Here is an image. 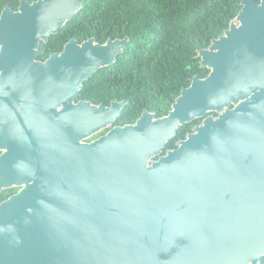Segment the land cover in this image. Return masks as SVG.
<instances>
[{
  "label": "water",
  "instance_id": "obj_1",
  "mask_svg": "<svg viewBox=\"0 0 264 264\" xmlns=\"http://www.w3.org/2000/svg\"><path fill=\"white\" fill-rule=\"evenodd\" d=\"M83 1L20 0L0 14V147L27 126L41 135L12 171V152L0 155V191L24 184L0 203V264H263L264 0H241L198 50L209 73L194 75L167 115L145 109L114 125L126 99L81 100L76 136L59 141L40 131L50 101L79 93L129 42L71 38L39 59Z\"/></svg>",
  "mask_w": 264,
  "mask_h": 264
},
{
  "label": "trees",
  "instance_id": "obj_2",
  "mask_svg": "<svg viewBox=\"0 0 264 264\" xmlns=\"http://www.w3.org/2000/svg\"><path fill=\"white\" fill-rule=\"evenodd\" d=\"M19 3L0 0V14L6 5L17 9ZM241 8V0H84L77 17L48 42H41L39 59L61 51L71 38L82 42L94 37L104 43L110 37L129 36L116 61L84 81L79 97L95 103L126 99L114 125L134 123L145 109L161 117L169 113L194 75L207 76L209 69L200 66L198 50L223 34ZM198 122L201 118L179 126L163 154L177 147L179 138H185ZM262 261L264 264V256Z\"/></svg>",
  "mask_w": 264,
  "mask_h": 264
},
{
  "label": "flooded vegetation",
  "instance_id": "obj_3",
  "mask_svg": "<svg viewBox=\"0 0 264 264\" xmlns=\"http://www.w3.org/2000/svg\"><path fill=\"white\" fill-rule=\"evenodd\" d=\"M61 51H56V52H61ZM79 96H80V92L75 93L74 95L73 94H67V96L60 95L59 97L53 98L50 101L49 105L46 108V111H48V113L50 114L48 116L49 124L48 126H46L45 124H42L40 126V131L42 135H44L47 132L49 136H52L59 141L63 137H68L71 142L72 137L76 136V129H77L76 111H77V104L79 101L85 100L96 105L100 103H104L107 106H109L111 105L112 101L117 100V99H112L109 103H106L104 101L95 103L89 99L82 98ZM199 123L201 122H198L197 124ZM194 126L191 127V130L188 131L186 135L193 130ZM12 135L13 136L11 139H9L6 148L0 147V155L5 150H9L10 152H12L11 155L12 158L9 160V166L11 171L14 170V167L17 164V162L14 163V161H20L22 159V152L24 151V148L27 146V144L37 140V138H40L41 136L39 133L37 134L35 130L34 131L30 130L28 126L25 131L22 130L16 133H14L13 131ZM92 137L93 136L82 138V141L83 142L91 141L93 140ZM181 139L183 138H179V140ZM179 140L177 141V144ZM15 151L20 152V155L18 157L15 156L14 154ZM23 186L24 184L13 183L9 186L3 187L2 190L0 191V195L2 196L0 203L3 200H6L11 196L17 194L23 188Z\"/></svg>",
  "mask_w": 264,
  "mask_h": 264
},
{
  "label": "rangeland",
  "instance_id": "obj_4",
  "mask_svg": "<svg viewBox=\"0 0 264 264\" xmlns=\"http://www.w3.org/2000/svg\"><path fill=\"white\" fill-rule=\"evenodd\" d=\"M102 131V130H101Z\"/></svg>",
  "mask_w": 264,
  "mask_h": 264
}]
</instances>
